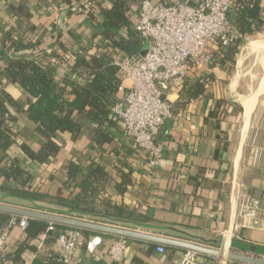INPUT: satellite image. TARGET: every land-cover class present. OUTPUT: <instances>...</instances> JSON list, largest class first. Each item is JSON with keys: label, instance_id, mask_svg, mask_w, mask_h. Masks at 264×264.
I'll return each instance as SVG.
<instances>
[{"label": "trees", "instance_id": "obj_1", "mask_svg": "<svg viewBox=\"0 0 264 264\" xmlns=\"http://www.w3.org/2000/svg\"><path fill=\"white\" fill-rule=\"evenodd\" d=\"M63 2L70 12L80 2L78 12L87 23V28L72 34L70 41H61L59 24L55 21L44 26L33 22L32 4L18 6L23 11L27 9L23 13L25 24L19 39L6 36L1 41L0 78L5 84L0 85V176L9 184L0 187V202L14 204V200H21L27 203L25 207L35 210L105 223L143 225L151 218L105 196L106 193L125 195L134 184L132 169L117 153L112 154L107 168L101 165L105 153H97L88 160H75L71 156L56 170L63 175L62 181L56 180L54 172L45 179V185L34 179L35 169L58 156L60 133H67L72 144H77L85 134L94 143L95 150L117 140L116 133L122 129L117 119L110 115V108L118 97L115 91L121 84V77L118 68L110 63L111 49L132 56L144 51L145 46L140 38L130 33L131 10L137 0ZM228 17L238 39L214 52V59L204 72L191 69L173 87L178 95L172 106L174 112L205 98L207 86L215 78L212 68L230 74L242 43L264 30V0H233ZM47 32L53 37L52 42L49 50L41 54L37 48ZM36 37L38 42L34 41ZM59 66L66 67L62 76H57ZM7 85L16 87V91L4 89ZM23 95L29 101L27 106H24ZM214 104L224 114L229 107L234 108L235 115L242 113L240 105L228 98L215 99ZM22 125H30L31 137L39 143L34 146L33 142L17 136V129ZM55 183L54 194L50 195L48 190ZM99 194L103 198L97 200ZM37 202L61 208L46 207ZM10 218L9 214L0 212V231ZM49 226L52 230H48ZM67 229L71 228L41 219H28L27 240L15 246L12 260L22 262L23 251L32 249L28 240L44 233L54 241L61 231ZM84 234L110 238L96 231H84ZM30 264L65 263L58 254L50 253L46 258H35Z\"/></svg>", "mask_w": 264, "mask_h": 264}, {"label": "crops", "instance_id": "obj_2", "mask_svg": "<svg viewBox=\"0 0 264 264\" xmlns=\"http://www.w3.org/2000/svg\"><path fill=\"white\" fill-rule=\"evenodd\" d=\"M20 4H25L26 7L32 4L31 19L40 26L49 25L52 21L58 23L62 42L70 41L72 34L87 28L86 21L78 12L80 2L70 12L63 0H0V50L4 37L19 39L21 36V29L25 24L23 13L27 9H18ZM136 12L135 3L131 10L130 26L135 21ZM52 38L49 32L44 34L37 48L41 54L49 50ZM38 39L36 37L34 41L38 42ZM211 72L215 78L207 86L205 98L186 104L178 112L173 111L174 118L161 127L157 136L161 156L153 166L147 167L148 154L140 150L121 131L116 133L117 140L99 150H95L94 143L87 135L84 134L77 144H72L70 136L64 132L59 134L61 149L58 156L49 164L35 169L34 179L44 182L45 185V179L54 172L56 180L62 181L63 175L56 170L71 156L75 160H88L97 153H105L101 165L107 168L112 154L117 153L132 169L134 184L125 195L106 193V198L117 204L125 203L151 220L143 225L95 222L138 230L149 235L192 241L220 251L219 256L202 255V264H241L231 260L223 263L222 258L227 257L230 251L246 253L240 249L241 245L264 247V93L251 111L244 132L243 107L236 99L235 88L229 82L230 74L217 68H212ZM4 84V80L0 78V85ZM3 88L9 92L16 91V87L11 85ZM115 94L118 96L116 91ZM166 95L173 106L178 98L176 89H170ZM218 98L231 99L240 105L242 113L235 115L234 108L229 107L224 114L214 104ZM22 99L24 106H27L28 99L24 95ZM31 129L30 125H22L17 129V136L21 140L33 142L35 146L39 142L31 137ZM8 184L0 176V187ZM55 187L56 183L50 186V195L54 194ZM246 196L257 198L260 202L263 218L261 228L251 227L248 220L242 221L236 216L237 202ZM101 198L103 195L99 194L97 200ZM12 203L14 204H4L27 208L24 201L14 200ZM37 203L61 208L44 202ZM8 233L0 255V264H30L37 257L46 258L50 253L59 255L56 240L51 241L46 237L41 247L36 246L35 239L28 240L32 249H25L21 255L22 262L16 263L12 260V251L19 242L27 240V233L18 225L12 227ZM109 236V239H103L94 254L78 247L69 264H178L186 252L178 247L126 238L123 259L113 263L107 248L118 235ZM159 246H163V252L159 251Z\"/></svg>", "mask_w": 264, "mask_h": 264}, {"label": "built area", "instance_id": "obj_3", "mask_svg": "<svg viewBox=\"0 0 264 264\" xmlns=\"http://www.w3.org/2000/svg\"><path fill=\"white\" fill-rule=\"evenodd\" d=\"M233 0H137L135 21L131 35L147 44L144 55L125 56L111 49L110 63L118 68L121 84L116 88L118 97L110 108V115L117 119L123 134L143 152L153 166L161 156L157 136L161 127L174 118L172 101L167 92L189 74L191 69L205 71L214 59V52L229 46L238 39L234 25L228 17ZM66 72L59 66L57 76ZM128 83V86H125ZM236 216L249 221L254 228H261L260 202L254 197L238 200ZM19 226L25 230L28 218L12 215L0 231V255L8 231ZM48 230H52L49 226ZM43 234L34 240L41 247ZM57 250L63 263L69 264L76 249L82 247L89 254L103 243L100 234L87 236L80 228L63 230L56 237ZM126 238L118 236L108 246L111 262H120L125 254ZM163 252V246L158 247ZM223 263L227 257L223 256ZM178 264H202V254L186 251Z\"/></svg>", "mask_w": 264, "mask_h": 264}, {"label": "water", "instance_id": "obj_4", "mask_svg": "<svg viewBox=\"0 0 264 264\" xmlns=\"http://www.w3.org/2000/svg\"><path fill=\"white\" fill-rule=\"evenodd\" d=\"M190 0H182V3H188ZM147 49L145 43L144 51L140 55H144ZM0 212L15 215L24 216L28 219H41L50 224H59L69 228H80L84 231H96L106 235H118L125 238H136L145 240L148 242H155L168 247H178L184 250H194L202 255L207 256H219L220 251L212 247H206L202 244L195 242H188L184 240H177L174 238H167L157 235H149L138 230H129L116 225H108L101 222H92L78 217H72L60 213H50L39 209L24 208L20 206H12L0 202ZM240 249L246 253H240L230 251L227 254V260L235 261L241 264H264V247L254 245H241ZM253 253V254H252Z\"/></svg>", "mask_w": 264, "mask_h": 264}, {"label": "rangeland", "instance_id": "obj_5", "mask_svg": "<svg viewBox=\"0 0 264 264\" xmlns=\"http://www.w3.org/2000/svg\"><path fill=\"white\" fill-rule=\"evenodd\" d=\"M261 40H264V30H262L261 33H258L244 41L236 54L237 61L234 68L230 71L229 82L232 84V82L235 81V85L232 87L233 89L235 88V93H237L236 99L238 101H240L245 96L252 94L251 92H253L258 87L260 73H258L256 70H250L251 64L255 63L256 57L255 54L249 51L248 44L252 41L259 42ZM240 61L242 62L240 63Z\"/></svg>", "mask_w": 264, "mask_h": 264}, {"label": "bare ground", "instance_id": "obj_6", "mask_svg": "<svg viewBox=\"0 0 264 264\" xmlns=\"http://www.w3.org/2000/svg\"><path fill=\"white\" fill-rule=\"evenodd\" d=\"M248 48H249V51L251 53L255 54V57H256L255 63L251 64L250 70L251 71H255V70L258 71V73H260V79H259L258 87L253 92H251L252 94L245 96L244 98H242L240 100V104L242 105L243 112H244L243 117H242L243 123H244V126H243L244 132H245V128L248 124L251 111L253 110L257 100L259 99V97L261 96V94L263 93V90H264V40H261L259 42L258 41H252L248 44ZM241 62L242 61H240V63ZM234 85H235V81L232 82V86H234ZM241 128L242 127H240V129Z\"/></svg>", "mask_w": 264, "mask_h": 264}]
</instances>
